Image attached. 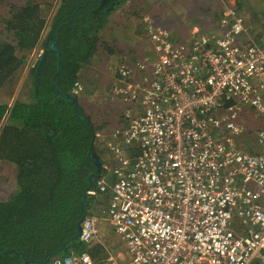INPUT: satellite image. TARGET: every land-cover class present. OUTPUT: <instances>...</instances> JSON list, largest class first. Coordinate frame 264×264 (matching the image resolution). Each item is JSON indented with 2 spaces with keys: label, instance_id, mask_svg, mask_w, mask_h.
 Here are the masks:
<instances>
[{
  "label": "built area",
  "instance_id": "2783aa9c",
  "mask_svg": "<svg viewBox=\"0 0 264 264\" xmlns=\"http://www.w3.org/2000/svg\"><path fill=\"white\" fill-rule=\"evenodd\" d=\"M239 11L222 1L218 29L192 27L178 45L143 21L155 53L137 73L151 75L122 77L108 96L130 106L127 124L106 139L112 179L106 172L86 193L107 200L98 213L87 210L78 239L106 256L95 262L71 250L47 264H264V129L253 153L236 143L245 131L236 121L243 106L255 108L264 125V45L249 38ZM127 70L120 67V75ZM84 87L76 82L71 94ZM102 218L126 247L127 262L104 243Z\"/></svg>",
  "mask_w": 264,
  "mask_h": 264
},
{
  "label": "trees",
  "instance_id": "16d2710c",
  "mask_svg": "<svg viewBox=\"0 0 264 264\" xmlns=\"http://www.w3.org/2000/svg\"><path fill=\"white\" fill-rule=\"evenodd\" d=\"M100 1L60 0L50 18L52 0H0L9 8L4 29L11 38V42L0 40V90L15 83L28 55L39 45L44 52L38 73L37 65L31 70L28 100L0 103V163L15 167L17 188L10 198L0 200V264H47L49 256L50 261L71 250L87 252L95 262L106 256L102 246L89 247L74 239L81 202L85 200L90 210L98 200V195L84 197L83 192L94 191L96 180L106 174L103 168L98 176L92 157L98 153L96 135L102 127L92 122L79 97L77 101L66 97L96 57L97 32L127 0H108L102 8ZM191 5L194 2H187V9ZM204 17L197 22H204ZM172 34L178 38L180 32ZM179 39L174 44H181ZM250 147L253 153L255 147Z\"/></svg>",
  "mask_w": 264,
  "mask_h": 264
},
{
  "label": "rangeland",
  "instance_id": "374dc122",
  "mask_svg": "<svg viewBox=\"0 0 264 264\" xmlns=\"http://www.w3.org/2000/svg\"><path fill=\"white\" fill-rule=\"evenodd\" d=\"M6 2H15V0H4ZM27 0H20L25 2ZM47 17H52L54 10L58 7L60 0H52ZM168 0H127L115 9L109 17L104 28L97 32L98 45L96 57L81 73L80 82L85 85L84 91L79 95L83 106L87 109L92 122L96 126L102 127L98 132L96 139V148L99 156L105 162L107 167V179L111 180L112 168L109 164L108 151L105 147L106 139H110L112 132H120L122 127L126 125L124 117L125 112L130 108L129 105L123 104L121 101H110L108 96L112 92V88L119 83V78L126 77L129 80L139 82L145 77H150L151 72L137 73L138 63L143 60H154L155 50L149 43L147 34L143 29V21L151 20L152 24L167 30H180L178 38L181 43L188 42L190 39V31L192 29L188 19L189 14L196 13L193 9L187 10L185 13L184 6ZM193 0H187V2ZM210 0H196L195 3L207 4ZM234 2L239 12L242 13L246 20L247 34L258 45H264V10L260 12L250 11L260 6L259 3L250 4L246 0H229ZM262 5L264 6V0ZM184 3V2H183ZM194 3V5H195ZM194 8L195 6L192 5ZM8 6L4 2H0V40L11 42V38L5 31L4 21L9 16ZM185 13V14H184ZM200 14V13H199ZM201 15V14H200ZM49 18V19H50ZM179 21L176 25L174 22ZM263 27L261 26V23ZM49 24V22H48ZM212 31L213 25H209ZM218 29V27L216 28ZM137 31H139L137 33ZM44 36V34H43ZM173 38V37H172ZM174 36L172 41H177ZM109 49L113 51L110 52ZM42 47L39 45L30 55H28L26 63L18 72V77L14 84H4L0 90V103L13 104L15 100L27 101L32 93L33 83L31 70L37 65L42 55ZM40 54L39 56H37ZM124 67L125 73L120 75L119 68ZM261 114L252 106H243L236 121L242 123L245 131L242 136L236 140L239 148L249 150L250 144L256 139V132L264 125L261 122ZM238 148V149H239ZM259 150V147H257ZM257 150V151H258ZM15 167L7 166L0 163V200L5 201L13 195L16 188V170ZM97 201L93 202L91 210L98 213L99 206L107 200L106 196L96 197ZM99 234L104 238L105 244L112 245L117 252H120L128 260V251L121 239L115 235L112 228L107 225L102 218L99 226ZM99 262V261H97ZM124 262V263H125ZM259 263V262H258ZM252 264V263H251ZM260 264V263H259Z\"/></svg>",
  "mask_w": 264,
  "mask_h": 264
},
{
  "label": "crops",
  "instance_id": "0c3cea01",
  "mask_svg": "<svg viewBox=\"0 0 264 264\" xmlns=\"http://www.w3.org/2000/svg\"><path fill=\"white\" fill-rule=\"evenodd\" d=\"M187 0H179V5L184 6L185 10H194L195 12H202L203 9H206L207 11H205L204 16H201L199 13H194L193 17H190L189 22L191 24V27H199L202 31L204 32H212L215 31L216 28L218 27V21L219 18L221 16V11H222V1L224 0H210L209 3L207 4H198L195 3L196 0H193V2L195 3V7L193 8L192 5L190 7H188L187 9V4H185ZM229 1V0H227ZM235 1V0H234ZM249 1L250 4H255V3H259L260 2V6L256 9H250V11H255L256 12H260L264 10V6L262 5V1L261 0H246ZM184 2V3H183ZM232 2V1H230ZM234 3V2H233ZM197 8V9H196ZM216 10V11H215ZM207 12V13H206ZM218 16V18H217ZM200 17H204V22H197L199 20ZM261 23V22H260ZM213 25L212 31L209 25ZM261 26L263 27L262 23ZM180 32V30H178Z\"/></svg>",
  "mask_w": 264,
  "mask_h": 264
},
{
  "label": "water",
  "instance_id": "95a60500",
  "mask_svg": "<svg viewBox=\"0 0 264 264\" xmlns=\"http://www.w3.org/2000/svg\"><path fill=\"white\" fill-rule=\"evenodd\" d=\"M50 49L51 50H55L57 52V49L54 48V43H50ZM43 60H44V56L41 57L40 60L37 63V69H36V72H35L36 74L38 73V71H39V69H40V67H41V65L43 63ZM66 97L69 98V99H72L73 101H77L78 100L77 99L78 97L74 96L72 94H69ZM92 157L94 158V164H95V166L97 168L98 176H100L102 174V169H103V163L101 161V158H100L99 154L96 153V152L92 153ZM91 178H92V176L89 179H91ZM86 192L87 191L83 192L84 193V197H86L87 194H88ZM81 210H82V216H81L80 220L76 224V231H75V235H74V239L75 240H78L80 235H81V224H82L83 220L85 219V216L87 215V208L85 207V200H83L81 202ZM51 257H52V255L49 256V259ZM49 259H47L45 263H48ZM23 264H29V262L25 261Z\"/></svg>",
  "mask_w": 264,
  "mask_h": 264
},
{
  "label": "flooded vegetation",
  "instance_id": "af4514ba",
  "mask_svg": "<svg viewBox=\"0 0 264 264\" xmlns=\"http://www.w3.org/2000/svg\"><path fill=\"white\" fill-rule=\"evenodd\" d=\"M108 0H101L100 1V8H102V7H104L106 4V2H107ZM111 4V6H109V9H112L113 8V3H110ZM44 56V52H42V55L40 56V58L41 57H43Z\"/></svg>",
  "mask_w": 264,
  "mask_h": 264
}]
</instances>
